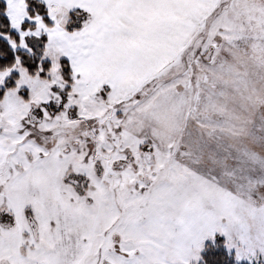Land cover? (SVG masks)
Masks as SVG:
<instances>
[{
    "label": "snow or ice",
    "instance_id": "6c2138e0",
    "mask_svg": "<svg viewBox=\"0 0 264 264\" xmlns=\"http://www.w3.org/2000/svg\"><path fill=\"white\" fill-rule=\"evenodd\" d=\"M196 7L0 0V264H264V232L216 223L133 119Z\"/></svg>",
    "mask_w": 264,
    "mask_h": 264
},
{
    "label": "rangeland",
    "instance_id": "374dc122",
    "mask_svg": "<svg viewBox=\"0 0 264 264\" xmlns=\"http://www.w3.org/2000/svg\"><path fill=\"white\" fill-rule=\"evenodd\" d=\"M209 5L206 16L179 36L181 56L163 74L168 81L185 79L177 86L187 97L183 129L153 137L171 147L181 182L208 190L206 208L210 198L217 199L211 209L216 223L228 215L255 236L264 232V24L248 15L264 0ZM156 80L138 104L165 81Z\"/></svg>",
    "mask_w": 264,
    "mask_h": 264
},
{
    "label": "crops",
    "instance_id": "0c3cea01",
    "mask_svg": "<svg viewBox=\"0 0 264 264\" xmlns=\"http://www.w3.org/2000/svg\"><path fill=\"white\" fill-rule=\"evenodd\" d=\"M213 1L214 0H197V7L192 10L194 18L199 19L206 16L205 9H208L210 6L209 4L213 3ZM181 42L182 40L180 37L175 39L172 46L173 57L150 72V82L163 76L169 66L177 62L183 48L181 44H179ZM163 77H165V81H160L161 83L154 88L152 93L145 96L143 102L137 104L136 111L133 114V119L138 130L142 133H148L152 137L153 134L158 132L182 130L188 113V111H186V94L178 93L177 91V86L179 85V87H182L183 84H185V79L177 76L168 81L166 76ZM150 114L151 116H149ZM162 120H164V122H162ZM162 143L166 144V142Z\"/></svg>",
    "mask_w": 264,
    "mask_h": 264
},
{
    "label": "trees",
    "instance_id": "16d2710c",
    "mask_svg": "<svg viewBox=\"0 0 264 264\" xmlns=\"http://www.w3.org/2000/svg\"><path fill=\"white\" fill-rule=\"evenodd\" d=\"M162 80H165V77H163V76H161L159 79H157L156 81V83H158L159 81H162Z\"/></svg>",
    "mask_w": 264,
    "mask_h": 264
}]
</instances>
